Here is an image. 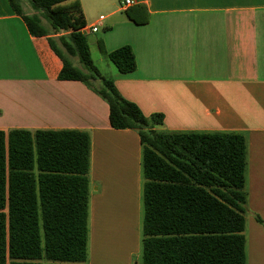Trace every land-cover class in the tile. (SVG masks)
<instances>
[{
    "label": "crops",
    "instance_id": "crops-1",
    "mask_svg": "<svg viewBox=\"0 0 264 264\" xmlns=\"http://www.w3.org/2000/svg\"><path fill=\"white\" fill-rule=\"evenodd\" d=\"M124 1L81 0L91 54H100L95 64L146 116L164 115L159 131L245 135L247 264H264V0ZM139 4L147 22L127 15L135 9L143 18ZM123 45L135 52L134 71L107 61L104 52ZM61 67L47 37L33 36L0 0V129L89 133L86 264H133L142 255L140 136L113 128L108 103L82 81L59 79Z\"/></svg>",
    "mask_w": 264,
    "mask_h": 264
},
{
    "label": "trees",
    "instance_id": "trees-1",
    "mask_svg": "<svg viewBox=\"0 0 264 264\" xmlns=\"http://www.w3.org/2000/svg\"><path fill=\"white\" fill-rule=\"evenodd\" d=\"M33 36L60 58L58 78L79 80L109 105L113 128L134 129L143 147V264H247V140L239 132H167L95 64L81 0H8ZM127 10L137 23L148 21ZM106 57L137 68L123 45ZM77 57L82 64L74 63ZM91 138L77 129H0V264H86ZM257 220L263 222L257 215Z\"/></svg>",
    "mask_w": 264,
    "mask_h": 264
},
{
    "label": "rangeland",
    "instance_id": "rangeland-1",
    "mask_svg": "<svg viewBox=\"0 0 264 264\" xmlns=\"http://www.w3.org/2000/svg\"><path fill=\"white\" fill-rule=\"evenodd\" d=\"M24 8H25V11L26 12H29V13H37L38 11H36L35 9H33L32 8V6L30 5V2H29V0H24ZM52 49V48H51ZM51 51V50H50ZM53 51V50H52ZM54 52V51H53ZM92 58L94 59V60H96V62H100L99 61V58H100V54H99V52L97 51V49H95V48H93V50H92ZM72 59H73V61H74V63L75 64H77V65H82L80 62H79V60H78V58L77 57H72ZM107 61H109V63H112L110 60H107ZM99 64H101V66L103 67V72L104 73H106L107 72V70H106V67H105V61L102 63H99ZM111 65H114L113 63L111 64ZM142 230V229H141ZM142 233V232H141ZM91 243V242H90ZM133 264H143V260H142V255H140L139 257H135L134 258V261H133Z\"/></svg>",
    "mask_w": 264,
    "mask_h": 264
},
{
    "label": "built area",
    "instance_id": "built-area-1",
    "mask_svg": "<svg viewBox=\"0 0 264 264\" xmlns=\"http://www.w3.org/2000/svg\"><path fill=\"white\" fill-rule=\"evenodd\" d=\"M135 4L134 0H125L124 5L125 6H133Z\"/></svg>",
    "mask_w": 264,
    "mask_h": 264
}]
</instances>
